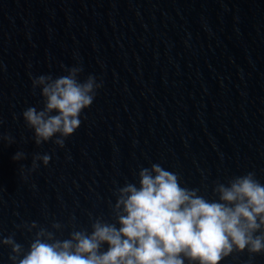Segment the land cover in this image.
Returning a JSON list of instances; mask_svg holds the SVG:
<instances>
[{"label":"water","instance_id":"95a60500","mask_svg":"<svg viewBox=\"0 0 264 264\" xmlns=\"http://www.w3.org/2000/svg\"><path fill=\"white\" fill-rule=\"evenodd\" d=\"M73 66L102 87L63 148L37 145L32 79ZM153 163L207 199L248 172L264 183V0H0V240L26 250L40 227L66 239L115 224L117 189ZM11 254L0 243V264Z\"/></svg>","mask_w":264,"mask_h":264},{"label":"clouds","instance_id":"9594fccd","mask_svg":"<svg viewBox=\"0 0 264 264\" xmlns=\"http://www.w3.org/2000/svg\"><path fill=\"white\" fill-rule=\"evenodd\" d=\"M64 71L32 79L43 107H28L22 115L37 145L51 141L63 148L102 87L93 75L81 81V67ZM22 158L20 152L13 157ZM50 159L34 156L32 171ZM213 192L216 198L207 199L153 163L140 169L138 186L126 183L117 189L115 224L97 218L91 232L74 230L66 239L40 227L26 250L13 235L0 243L11 248V264H222L233 253L264 254V183L248 172L217 183ZM37 227L33 223L28 230ZM52 227L59 230L61 224Z\"/></svg>","mask_w":264,"mask_h":264}]
</instances>
